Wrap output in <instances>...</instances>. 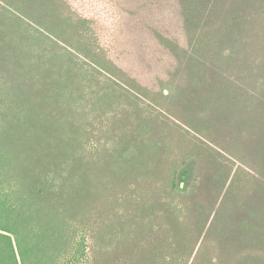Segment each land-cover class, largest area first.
<instances>
[{
  "label": "trees",
  "instance_id": "16d2710c",
  "mask_svg": "<svg viewBox=\"0 0 264 264\" xmlns=\"http://www.w3.org/2000/svg\"><path fill=\"white\" fill-rule=\"evenodd\" d=\"M116 4L120 35L111 41L99 19L72 23L54 0L2 4L0 86L11 108L2 128L21 145L27 194L34 206L43 200L71 210L78 227L88 211L104 214L114 239L103 264H224L210 258L209 244L229 257L225 264H264V200L255 196L262 174L209 144L195 126L178 127L190 143L181 160L170 161L169 126L157 106V99L198 105L205 125L250 127L251 86L227 73L245 60L241 45L264 0ZM257 93L264 98V90ZM82 96L106 115L124 110L134 129L101 148L89 144L88 155L71 116ZM0 227L19 241L17 230ZM98 240L93 236L97 258Z\"/></svg>",
  "mask_w": 264,
  "mask_h": 264
},
{
  "label": "rangeland",
  "instance_id": "374dc122",
  "mask_svg": "<svg viewBox=\"0 0 264 264\" xmlns=\"http://www.w3.org/2000/svg\"><path fill=\"white\" fill-rule=\"evenodd\" d=\"M54 1L60 5L63 16L71 19L72 23L92 16L99 19L103 25L106 40L111 41L112 34L120 35L118 20L121 15L116 4L118 0ZM3 2L5 0H0V12ZM243 45L244 47L240 49L241 58L245 60L236 70L227 74L228 77L231 76L232 81L241 80L245 86H251L249 100L253 99L254 113L250 127L238 131L233 126L222 128V124L217 120L205 125L195 114L200 113L204 116L202 108L198 105L191 108L171 106L168 102L157 99V106L160 104L162 117L167 118L169 126L165 146L170 161L181 160L185 148L190 143L189 138H186L178 127L195 126L209 144L237 158L238 164L258 169L257 171L262 174L259 180H262L264 187V98L262 94L257 93L264 90L263 12L251 22L241 46ZM104 48L107 49L108 46L105 45ZM109 51L115 52L113 57L117 56V47L110 46ZM85 86L89 88L88 84ZM170 92L171 88L168 87L164 95H169ZM81 98L78 111L77 106H74V115L71 116L79 127V146L88 155L89 144L101 148L110 136L120 132L129 133L134 129L131 128L127 112L124 110H116V113L119 111V117L106 115L107 112L89 107V96L87 99L84 96ZM6 112H11L9 96L6 95L5 88L0 86V226L14 228L18 231L19 238L17 242L15 235L0 230V233L9 236L12 242L10 245L8 238L0 236V264H44L46 261L47 264H103L107 245L111 243V238L114 239L113 236H108L107 226L102 223L104 214L98 211L89 214L88 211L78 227L71 210L54 209L50 202L43 200L41 202L34 200L38 204L34 206V202L27 194L30 190L21 179L23 166L21 163L24 161L21 157V145L12 133L8 134L9 128H2L5 125ZM59 136H62V133ZM255 196L264 200V188L255 193ZM44 228H49L53 235L41 234ZM78 235H81L82 241L85 240L83 243L77 241ZM93 236L100 239L98 241L102 253L98 258L92 250ZM208 247L211 259L220 260L224 264L227 262L229 257L221 256L222 251L217 247L212 244ZM21 252L24 257H21Z\"/></svg>",
  "mask_w": 264,
  "mask_h": 264
}]
</instances>
